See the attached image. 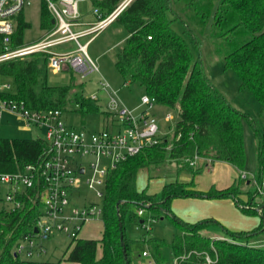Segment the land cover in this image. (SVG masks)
<instances>
[{"label":"trees","instance_id":"1","mask_svg":"<svg viewBox=\"0 0 264 264\" xmlns=\"http://www.w3.org/2000/svg\"><path fill=\"white\" fill-rule=\"evenodd\" d=\"M93 1L106 16L122 0ZM182 1L194 11L191 18L202 31L212 28V35L223 39L225 68L237 73L240 90L251 91L264 109V0ZM169 11L175 12L172 0H132L127 5L114 20L124 24L128 31L124 45L117 53L116 65L131 81L140 82L157 102L177 107L179 121L172 135L163 136L160 143L146 147L109 171L103 196L102 237L72 241L66 259L81 264H127V260L133 264L130 239L123 223L127 258L124 256L119 222H123L129 204L134 202L144 209L172 216L180 226V232L170 243L179 264H264V246L253 244V239L264 231V207L257 209L264 204V199L255 200L259 186L263 185L262 172L255 176L259 180L257 189H249L251 196L246 202L239 196L243 192L241 187L248 181L251 184L252 179L243 178L241 174L232 185L223 189L213 186L207 191L195 189L194 181L166 183L161 195L148 193L146 188L139 190L136 186L140 169H156L165 161H176L179 170L187 167L196 175L202 166H198V162L191 165L187 160L195 154H199L200 159L210 158L211 162L228 161L240 172L246 167L243 114L212 82L203 68L202 59L195 57L191 43L173 27L175 17H171ZM41 17L43 27H52L53 17L44 0ZM186 25L187 31L192 32L190 25ZM30 27L31 23L22 12L16 43L24 41V32ZM47 68L48 55L44 52L0 62V74L10 75L15 80L14 91L3 90L0 97L24 100L33 109L63 110L68 100H75L82 109H97L89 97H70L71 85H50ZM46 145L40 137H0V172L23 170L26 164L37 161ZM192 195L231 196L245 213L260 215L261 222L251 230H231L224 226L225 237L210 236L202 231L220 221L206 217L189 222L170 208L172 198ZM119 199L125 201L118 206ZM39 213L38 205L29 200L22 209L0 210L4 228L0 264H37L36 260L21 258L15 249L21 236L35 225ZM142 220L144 223L145 219ZM166 244L161 238L149 240L152 259L157 264H166L162 256ZM99 246L102 247L101 256L97 255ZM187 254V258H181ZM207 257L212 260L210 263Z\"/></svg>","mask_w":264,"mask_h":264},{"label":"rangeland","instance_id":"2","mask_svg":"<svg viewBox=\"0 0 264 264\" xmlns=\"http://www.w3.org/2000/svg\"><path fill=\"white\" fill-rule=\"evenodd\" d=\"M172 1L173 10H175V12L169 11V15L175 17L172 23L173 27L191 43L195 57H200L202 59L203 68L212 82L226 95L230 103L243 114L244 144L247 157L244 170L248 172V178L252 179L251 184L245 183V185L249 189H257L256 182L254 181L256 179L255 176L262 172L263 185L259 186V194L255 199L259 202L261 199H264V161H262L264 159V109L251 91L240 90V79L237 73L230 68H225V55L222 53V47H224L223 39L212 35V28L202 31L200 25L194 23V20L191 18L194 11L189 10L184 1ZM213 2L216 3L217 0H213ZM42 4L43 0H31V3L27 5L24 10L25 19L31 23V27L27 28L24 32V43L38 41L51 28V26L43 27L42 25ZM94 7L95 4L93 0H80L79 2V11L81 13L80 21L85 26H87L88 23H93L98 20V16L94 13ZM186 24L190 25L192 32L187 31ZM127 34L128 31L126 27L119 21L111 22L107 27L95 34L94 38L87 46V52L98 65V69L82 74L76 70L53 69L48 66L47 81L50 85H71L70 97H75L77 95L90 97L93 94H97L98 96V99L94 101L97 105V109L90 110L82 109L75 100H68L63 107V116L69 125L76 128L83 127L89 132L99 131L103 128H108L114 132L120 130V126L113 125L111 122L112 115L108 109V102L111 99V94L110 91L102 87V82L109 83L111 88L117 92L118 98L127 108L135 112V114H141L144 109H148L147 105L142 103V96L147 94L145 87L140 84V82L131 81L128 76H124L116 65L117 53L124 45ZM91 36L92 34L84 35L79 38V42L85 43ZM76 46L77 43L75 41H69L56 46V51H73ZM8 83L11 85V88L6 91H14V78L10 75L0 74V90H2L4 84ZM150 113L157 119L160 134L162 136L172 135L179 121L178 108L154 100L153 106L150 108ZM168 113L172 114V118L166 120L165 116ZM45 136V128L36 125H28L27 121L20 115L11 113L9 110H4L3 116L0 118V137L44 138ZM209 161L210 160H208V162ZM223 162V160L215 161V173H221L227 176L226 170L221 168ZM84 163L88 166L87 161ZM203 163V158L198 160L199 165ZM249 164H252V166H248ZM247 167L254 169V171L251 172V170H247ZM206 168V166L202 167L193 177V172L190 168L186 167L178 171V163L176 161H165L156 169H149L148 167L140 169L136 177V186L138 189L147 188L148 192H152L156 195H161L163 184L171 180L186 181L184 179L190 177L192 178L190 181H194L197 186H200L207 183L212 177ZM240 174L241 172H239V175ZM91 177L92 171L88 168L87 172L82 176V179L86 181ZM244 187L245 186L241 188L243 189ZM98 189H101L98 185L90 186L89 184L83 183L81 187L74 192L72 203L68 206L66 211L70 212L73 207L83 208L90 205L92 202L97 203L99 206H103L104 199L97 194ZM248 195L250 200L251 195ZM225 197H205L200 195L174 197L170 201V208L178 216L192 222L197 221V213L204 210L223 217L227 221L226 223L235 227L233 229H250L259 224L260 215L245 213L236 202L235 207L228 208L227 205L223 206L211 203L218 201L210 200ZM204 198L207 199L204 200ZM199 199L206 203L201 204ZM221 203H225V201H221ZM140 208L142 207L132 202L129 204L127 213L123 216L125 232L130 239L129 248L132 263L157 264L152 259L149 240L151 238H161L167 243L162 252L165 263L179 264L170 243L178 232H180V226H178L172 216L167 214L162 215L156 210L145 208L143 215L140 216L138 214ZM141 219H145L144 223L141 222ZM215 219L219 221L218 218ZM95 223L98 224L95 230L99 233V229L102 228L101 217L91 219L84 227H89L91 224ZM223 224L222 221L218 224H210L208 228L203 231L207 230L213 237H216L217 232L224 236L226 233ZM146 226H149V228ZM260 234L261 236H256V239H253V244L264 246V231ZM72 241L74 242L70 236L64 233H53L50 238L44 241L47 247V254L44 258L51 256L63 258L65 251L69 246H72ZM144 249L149 251L150 257H146L142 254ZM188 256L189 254L183 255L184 258ZM21 258H26V256L22 254ZM29 259L39 260L37 257H30ZM151 261L153 262L151 263ZM210 262L211 261H208V263Z\"/></svg>","mask_w":264,"mask_h":264},{"label":"built area","instance_id":"3","mask_svg":"<svg viewBox=\"0 0 264 264\" xmlns=\"http://www.w3.org/2000/svg\"><path fill=\"white\" fill-rule=\"evenodd\" d=\"M44 1L53 17L52 27L38 41L16 43L19 15L31 0H0V62L44 52L48 55V66L53 69L76 70L82 74L98 69L87 52V46L95 34L116 20L132 0H122L106 16L98 7H94L98 20L87 26L80 21V0ZM90 34L92 36L85 43L79 42L80 37ZM69 41L77 43L75 50L56 51V46ZM101 85L110 91L108 109L112 124L120 126L118 132L108 128L89 132L83 127L69 125L61 108L33 109L24 100L0 97V118L4 110H9L23 117L28 125L46 130V136L42 139L47 145L37 161L26 164L23 170L0 172V210L22 209L26 200L38 205L40 210L33 228L24 233L16 245L15 252L20 256L24 254L29 259L45 254L47 248L44 241L55 232L64 233L73 240L80 238L84 225L102 216L103 206L92 202L83 208L73 207L68 212L66 210L72 203L74 192L83 183L98 185L101 189L97 190V194L103 197L110 170L128 157L163 140L157 119L150 113L155 100L153 97L148 94L142 96V103L148 109L137 115L125 106L109 83L102 82ZM9 88V83L4 84L0 92ZM89 98L96 101L98 96L93 94ZM165 118L171 119L172 114L168 113ZM200 157L195 154L187 160L191 165H196ZM88 168L92 171V177L83 181L82 176ZM241 177H249L248 172L241 171ZM143 213L144 208H140L138 214L141 216ZM2 224L0 222V241L4 234ZM143 255L150 256V253L144 250ZM176 259L179 262V258ZM207 259L212 261L210 257Z\"/></svg>","mask_w":264,"mask_h":264},{"label":"crops","instance_id":"4","mask_svg":"<svg viewBox=\"0 0 264 264\" xmlns=\"http://www.w3.org/2000/svg\"><path fill=\"white\" fill-rule=\"evenodd\" d=\"M203 160H204V163L202 164V165H198V166H202V167H207L206 169H207V171L212 175V177H211V179L210 180H208L207 181V183H204L203 185H198L197 186V184L194 182V188L195 189H197V190H201V191H207V190H209L211 187H216V188H218V189H223V188H226V187H228V186H230V185H232L234 182H236L237 181V179H238V177H239V170L233 165V164H231L230 162H228V161H224L223 162V165L221 166V168L223 169V170H226V172H227V176H224L223 174H221V173H219V174H216L215 173V168H216V165L214 166V164H215V161L214 162H211V160H210V158H203ZM208 160H210L209 162H208ZM221 161V160H220ZM226 163V164H225ZM234 166V167H233ZM248 166H252V164H249ZM248 168V167H247ZM247 170H251V172H253L254 171V169H252V168H248ZM178 171H179V168H178ZM195 175H193V177H194ZM187 179H184V180H186V181H184V182H190V180L192 179V178H190V177H186ZM171 181H175V180H171ZM171 181H168V182H166V183H169V182H171ZM256 183H258L259 181H257L256 179L254 180ZM166 183H164L163 184V186L166 184ZM247 183H249V181L247 182ZM163 186H162V188H163ZM143 189H145V188H143ZM143 189H139V190H143ZM147 189V188H146ZM248 191H249V188L245 185V187L243 188V192L239 195L240 196V198H241V200L243 201V202H246V201H248L249 200V193H248ZM148 192V191H147ZM148 193H152V192H148ZM201 196V195H200ZM206 197V196H205ZM205 199H207V198H204V200ZM210 199V198H209ZM200 201H201V204H204V203H206L205 201H203V200H201V199H199ZM211 201H218V202H211V203H215V204H218V205H223V206H225V205H227V207L228 208H231V207H235V199L232 197L231 198V196H229V197H225V198H217V199H215V200H213V199H210ZM203 201V202H202ZM221 201H225V203H221ZM212 214V215H211ZM214 217V218H218L219 219V221L221 222H223L224 224V226L225 227H227V228H229V229H231V230H237V229H233V228H235L234 226H232L231 224L229 225L228 223H226L227 221L223 218V217H221V216H218V215H215V214H213V213H210V212H207V211H204V210H202V211H200L199 213H197V221L198 220H201V219H203V218H206V217ZM91 221V220H90ZM89 221V222H90ZM186 221H188V220H186ZM189 222H192V221H189ZM194 222H196V221H194ZM260 222H261V218H260ZM260 222H259V224H260ZM88 223V222H87ZM226 224V225H225ZM258 224V225H259ZM98 224H91V226H89V227H83V229H82V231H81V233H80V238H96V239H100L101 237H102V234H103V228H101V229H99V233H97V231L95 230V229H97V226ZM258 225H256V226H254L253 228H255V227H257ZM253 228H250V229H242V230H251V229H253ZM95 230V231H94ZM95 232V233H94ZM203 233H205V234H208V235H210L209 233H208V231L206 230V231H202ZM83 234H84V236H83ZM217 235H216V237H220V238H222V237H225V235L223 236L222 234H220V233H216ZM222 235V236H221ZM211 236V235H210ZM215 236V235H214ZM258 236H261V234H259ZM71 244H72V242H71ZM45 245V244H44ZM47 248V247H46ZM69 248H70V246L68 247V249L65 251V253H64V256H63V258H59V257H46V258H44V256L47 254V252L45 253V254H42L40 257H38L39 258V260H37V264H81V263H79V262H75V261H69V260H67L66 259V257H67V252H68V250H69ZM144 250H147V249H144ZM143 250V251H144ZM101 254H102V247L101 246H99L98 247V250H97V255L98 256H101ZM143 254V253H142ZM54 256V255H53ZM146 257H150V256H146Z\"/></svg>","mask_w":264,"mask_h":264},{"label":"water","instance_id":"5","mask_svg":"<svg viewBox=\"0 0 264 264\" xmlns=\"http://www.w3.org/2000/svg\"><path fill=\"white\" fill-rule=\"evenodd\" d=\"M54 21V20H53ZM125 199H119V201L117 202V205L119 206L120 203L124 202ZM264 207V204L261 205V207L257 208L258 210H261L262 208ZM141 222H143V220L141 219ZM119 226H120V229H121V240H122V247H123V253H124V256L125 258H127V247H126V242L124 240V234H123V231H122V227H123V222L122 220H120L119 222ZM127 264H129V261L127 260Z\"/></svg>","mask_w":264,"mask_h":264}]
</instances>
